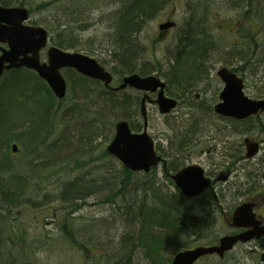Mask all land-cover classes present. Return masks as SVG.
<instances>
[{
    "label": "trees",
    "instance_id": "obj_1",
    "mask_svg": "<svg viewBox=\"0 0 264 264\" xmlns=\"http://www.w3.org/2000/svg\"><path fill=\"white\" fill-rule=\"evenodd\" d=\"M172 1L121 0L115 15V46L111 60L115 82L131 73L146 76L156 71L157 75L167 77L170 95H184L186 92L192 93V90L208 80V62L215 52L231 57H224L223 61L234 65L230 68L238 74L243 70L242 63L264 64V0H188L189 15L179 29L174 50L163 60H146L144 48H138L137 35L150 18ZM10 3L11 0H0L2 5ZM223 11H231L236 18L234 25L238 42L231 44L232 47L227 51L224 50L225 44L222 42L218 45L211 33L217 29L230 30V22L218 21ZM211 50L215 51L210 55ZM164 69L166 72L162 74ZM63 75L68 83V93L64 99H58L35 70L12 69L0 77V264H40L37 257L39 244L48 246L54 240L48 231L42 237L30 235L25 224V212L29 209L30 198L36 196L37 189V193L43 192L45 195L43 201L46 202V209L54 201L60 203L61 216L56 226L61 230L62 238L79 247L82 254L83 249L92 251L96 245L95 235L92 241H79V232L74 228V214L89 203L87 199L94 196L101 203L122 210L119 215L123 228L120 239L110 241L112 248L109 243L98 241L94 253L97 258L85 254L87 260L84 264H132V257L138 250L144 252L150 264H172L174 255L183 249L204 244L215 245L220 237L217 232L218 214L221 211L219 203L225 194L221 197L207 191L198 197L189 198L172 179L173 173L186 166L179 154L194 141L199 121L188 124L178 135L179 153L169 155L167 166L163 167V173L173 187L166 190L155 177H149L156 169L146 174L132 172L107 152L108 142L115 134L118 121H129L132 130L136 131L144 127L145 120L140 108L143 93L135 89L114 91L102 81L83 76L76 69L65 68ZM258 96L263 98L264 92H259ZM195 98L192 97L189 104L197 111L217 115L215 104H204L203 100L198 98L195 101ZM66 114L73 119L82 118L83 121L80 127L71 130V140L59 144L61 137L51 138L59 125L58 117L61 115L63 121ZM217 116L233 125L237 133L249 134L254 131V124L259 123L257 118L260 115L242 120ZM19 117L24 118L27 126L23 131L11 134L16 125L15 119ZM8 134H11L10 137ZM77 141L82 145L81 149H77L79 152H68L70 145L66 146V143L71 142L73 145ZM13 142L21 149L22 163L28 164L25 171L16 166L10 155L8 147ZM4 143H7V150L1 148ZM64 148L67 152L61 154ZM157 148L162 153L159 144ZM244 154L243 148L233 149L226 155L227 163L216 167L228 169L233 163L244 160ZM67 160L71 161L74 170L87 167L92 168L94 174L86 177L87 173L84 172L79 177L64 181L56 199H49L45 187L50 184L51 178L71 174L65 170L68 168ZM112 161L118 162L115 163L116 167H111L114 164ZM258 170L252 174V189L262 172ZM141 176L146 179L140 180ZM134 190L136 192L131 195ZM137 194L142 197L139 202H136ZM51 210L56 212L53 207ZM103 222V219L99 220L101 225H104ZM234 253L235 250L227 252L223 257L218 254L207 255L199 263L232 264Z\"/></svg>",
    "mask_w": 264,
    "mask_h": 264
},
{
    "label": "rangeland",
    "instance_id": "obj_2",
    "mask_svg": "<svg viewBox=\"0 0 264 264\" xmlns=\"http://www.w3.org/2000/svg\"><path fill=\"white\" fill-rule=\"evenodd\" d=\"M47 2L49 4V8L42 15H46V12H48L49 14L46 16L48 18L51 13H54L58 14L59 20L61 22L66 23L69 21L68 15L66 14L68 4L65 2V0H49ZM79 2L82 6L85 5L88 8V12H91L94 16L96 15V29L92 30L90 28L86 30L85 33H82L83 31H79L80 28L78 26L68 25L69 29L66 32H68L69 35H72V37L74 36V38H77V40L79 38L88 40L85 41V43L80 44L82 48L88 49L91 52L88 54L98 58L104 67L112 70V51L115 46L113 38L115 36L114 33L116 32L115 15L116 11L121 5V0H80ZM187 2L188 0H173L171 4L165 6L159 13L155 14L153 18H150V20L145 23L144 28L137 35V43L139 44L138 48H144L146 60L150 62H153V60L157 59L163 60L170 54L171 50H174L179 29L189 15ZM34 4L35 8L32 12L33 14L35 13L34 15L39 17L40 15L36 13L41 11L40 5L36 6V3ZM99 6L102 7V10H100L101 16L97 12V8ZM168 18L176 20L178 25L176 28H173V30L161 32L159 30V24L166 21ZM218 18V21H222L224 23L230 22V30L218 31L217 29V31H213L211 33L218 45H221L222 42L225 44L226 49L224 50L227 51L228 48L232 47L231 44H234L236 41L238 42L236 28L234 25L236 18L231 11H223L221 17ZM77 40L71 45L76 44ZM97 45L108 49V53L104 54V52L99 49L95 50ZM213 51L215 50L209 51L210 55ZM93 53L97 54L95 55ZM224 57L225 59L231 58H227L222 52H215V54L211 55L208 62L210 76L208 80L202 82L200 86L197 87V89L192 90V93L186 92L184 95L182 93H176L171 96V92H167L169 96L179 99V105L176 107V110L170 114L165 116L162 115L155 102L148 105L150 116L149 131L152 134L155 142L160 145L162 153L164 154V158L166 159L169 157V155L173 156L179 153L177 152L179 133L181 131L183 132V129L187 127L188 124L196 120L199 121V125L197 126V134L193 137L194 141L190 144L188 149L180 152L179 157L184 158L186 166L189 164H198L203 166L208 175L213 174H211V172L216 168L217 165L227 163L226 161H228V158L225 156L228 155L233 149L243 148L242 144L245 140L244 137L249 136L253 140L255 139L262 142L261 152L253 159L244 158V160H241L238 163L236 170H234L229 182L226 184L229 187L224 192L225 198L222 200V204L225 208L224 216L226 219L222 215H219L221 217L217 225V232L219 236L224 235L229 228L226 220L232 217V212H230V209H228L230 207L227 204H231L230 199L233 197V193H236L237 188L246 182H248L249 185H252V174L256 173L258 169L262 170L259 181L264 185V113L260 114L259 118H257L259 123L254 124L255 127L254 131H252L253 133L250 132L249 134H240L235 131L233 125H231L227 120H224L217 115L212 116L202 111H197L192 105L189 104L192 100V97H196L195 101L198 98L203 100L204 104H208L209 102L215 104L219 102V93L224 87V84L216 72L222 65L234 66L223 61ZM240 65H243V70L240 72L246 83L245 93L251 98H258L259 92H264V64L260 62H254L252 65H247L245 63ZM153 72L156 73V71ZM164 72H166V69H164L162 74H164ZM161 76L167 80L165 75ZM197 94L198 96H196ZM65 117L66 118H64L63 121L61 119V115L58 117L57 120H59V125L54 132V136L51 138V140H53L61 137L59 144L68 141V139L71 140V130L80 127L82 124L81 122L83 121L82 118H70V116L67 114ZM23 119V117L15 119L16 125L13 127L11 134L12 132L23 131V129L26 128L27 125ZM67 131L68 133L66 136ZM11 134H8L7 136L10 137ZM62 135L64 136L63 138ZM70 143H66V146L70 145L68 152L75 150L79 152L77 149H81V142L77 141L73 145ZM11 144L12 143L9 144L8 148L10 150L12 159L15 161V164L18 168L25 171L28 164L27 162L22 163L21 161V149H19L17 152L13 151L12 153ZM1 148L3 150H7V143H4ZM66 152L67 149L64 148L62 149L61 154H65ZM69 154L70 153H68V155ZM51 162L53 161L51 160ZM112 163H114L111 166L113 168L117 166L115 163L118 162L112 161ZM66 164L68 168L65 170L68 172L70 171L71 174H61L58 175V177L51 178L50 184L45 187V190H47L49 193V199H56L60 193V185L64 181L74 179V177H79L84 172L87 173L86 177H90L91 174H94L92 168L89 169L86 167L83 170H74L72 167L73 164L70 160H67ZM108 169L110 170V167H108ZM103 172L104 171H102V173ZM149 175V177H155L158 184L164 185L166 190L171 188L173 189V187H171L172 185L169 183V179L167 180L165 174L163 173L162 164L156 168L154 174L152 173ZM93 176L96 177L95 175ZM145 179V176L140 177V180ZM223 185H221V187H223ZM37 190H35L36 196H32L30 198L31 203L29 204V209H27L25 212V224L29 229L30 235L42 237L44 234H46V231H48L52 239H54L53 242L48 246L45 244H39L37 257L40 264H84V262L87 260L86 255L91 258H97V255L95 256L94 253L97 251L95 246L99 244L98 241L104 244L109 243L111 246L110 248H112L110 241L113 239L114 242H116L118 239H120L123 228L119 215L121 214L122 210L118 207L113 208V206L108 203H101L99 199L92 196L91 198L87 199L89 203L82 209V211L74 214L76 222L74 228L76 232H79V241L86 239L92 241L95 235L94 243L96 245L92 247L93 250L91 251L88 249H83L82 254V251L79 247H75V245L70 244L66 239L62 238L61 230H59L56 226L59 224L58 220L61 216V212L59 211L60 203L58 201H54L50 204V207L46 209V202L43 201V197H45V195L43 192L37 193ZM133 192L136 191H131V195H133ZM258 193L259 194L256 199H258L259 202L263 201V204L259 209V215L264 216V194H262L264 193V190H259ZM135 198H137L136 202L142 200V197H138V194ZM224 200H227V202H224ZM52 207L55 208L56 212L51 210ZM101 219L104 220V225L99 223V220ZM55 220L56 222H54ZM112 223L113 226H111ZM262 224L264 223L262 222ZM87 230L89 232H87ZM260 238H264V235H262ZM256 244L258 243L249 242L248 244L237 246L236 249H234L236 253L233 254L235 255V260H233L232 264H260L262 256L264 255V245L261 247L260 245L258 246ZM227 258H231V256ZM257 258H260L259 261ZM132 264L150 263H148L144 257V252L138 250L132 257ZM197 264L201 263L198 262Z\"/></svg>",
    "mask_w": 264,
    "mask_h": 264
},
{
    "label": "water",
    "instance_id": "obj_3",
    "mask_svg": "<svg viewBox=\"0 0 264 264\" xmlns=\"http://www.w3.org/2000/svg\"><path fill=\"white\" fill-rule=\"evenodd\" d=\"M28 10L24 7L0 6V42L8 44L0 55V77L10 69L26 67L35 70L40 78L48 82L51 90L59 99L67 95V80L62 74L64 68L76 69L84 76L103 81L109 87L114 78L98 59L81 52L63 51L58 47L49 50V61L40 59V52L48 42L47 31L43 27L26 26ZM176 25L175 21H166L159 26L160 30H168ZM218 76L224 84L220 91V101L215 104V112L224 117L238 120L247 119L258 113H264V99L251 98L245 93V83L242 76L232 71L230 67L218 68ZM166 81L162 77L153 75L141 76L131 73L123 76L117 90L126 87L145 91L141 109L144 127L141 131H134L130 122L122 119L116 123L115 135L108 143L107 152L114 155L125 167L132 172L149 173L160 162L165 163L162 155L157 153L156 143L148 131V111L146 99L148 93H156L158 109L165 115L170 113L178 104V100L166 95ZM12 151H18L17 143H13ZM246 157L253 158L260 152L259 142L246 138ZM166 165V163H165ZM230 173H221L217 180H227ZM178 188L187 197H198L212 186V181L201 165L191 164L172 175ZM255 203L246 202L235 209L231 226L246 228L236 234H225L215 245H201L190 249H183L176 253L172 264H195L206 255L217 253L223 257L231 251L237 243H248L264 235V224L254 212ZM263 261L260 264H264Z\"/></svg>",
    "mask_w": 264,
    "mask_h": 264
},
{
    "label": "flooded vegetation",
    "instance_id": "obj_4",
    "mask_svg": "<svg viewBox=\"0 0 264 264\" xmlns=\"http://www.w3.org/2000/svg\"><path fill=\"white\" fill-rule=\"evenodd\" d=\"M47 1H49V0H35V1H33V0H11L10 4H7V5L0 4V6H4V7H7V6L18 7L19 6V7L26 8L28 10V14H27L28 18L24 22V24L26 26L31 25V26H36V27H43L47 31L48 42H47L46 46L43 47L42 51L40 52V59L41 60L48 61L50 59L49 58V50L53 47H58V48L62 49L63 51L65 50V51L73 52V53L81 52L85 55L87 54V55L93 57L92 55L88 54V53H91L88 49L82 48V46L80 45L82 43H85V41H88V40H86V39L84 40L83 38H79L77 40V38H74V36L72 37V35H69L68 32H66V31L69 29L68 25L78 26L80 28L79 31H83L82 33H85V31L90 29V28L92 30L96 29V26H97L96 15L94 16L91 12H88L89 11L88 8L85 5L82 6L80 4V2H79L80 0H65V2L68 4L66 14L68 15L69 21H67L66 23H63L59 20L58 14L51 13V15H49L48 18L46 17L47 14H49L48 12H46V15H42L49 8V6H48L49 4ZM34 3H36V6L40 5L41 11L36 13V14L40 15L39 17L34 15L35 13L33 14V12H32L33 9L35 8ZM119 8H120V6H119ZM51 10H54V9H51ZM100 10H102V7L99 6L97 8V12L101 16ZM54 11H57V10H54ZM76 40H77V43L74 45H71ZM93 46H95V45H93ZM8 47L9 46L7 43L0 42V55L2 54L3 49H8ZM97 49L104 52V54L108 53V49L103 48L99 45L96 46L95 50H97ZM93 54L96 55L97 53H93ZM121 82H122V79H120L119 82H115V80H114L111 88L116 91L118 89L117 87L120 86ZM167 92L168 91H166V95L169 96V94ZM142 93H143L142 96L144 97V95H146V93L145 92H142ZM171 96H169V97H171ZM196 96H198V94ZM172 98H174V97H172ZM156 99H157L156 93H153V94L148 93V97L146 99L147 108H148V105L150 103H154V102L157 103ZM174 99L178 100V104H177V106H178L179 105V99L178 98H174ZM176 107L174 110H176ZM260 143L262 144V142H260ZM243 149H245V143H244ZM237 167H238V164H233L232 167H230L228 169H223V170L218 169L216 167L214 170H212V172H211V174L213 173L212 175H210V174L208 175L206 173L209 177H211V179H213V182H212L213 184H212L211 188L205 190L203 193L208 191L212 194L214 193V194H217V195L222 197L224 195V192L229 187L226 184H227V182H229L230 178H229V180L227 179L223 182L216 180V178L223 171L230 173L232 176L234 173V170H236ZM257 171H259V170H257ZM263 177H264V174H263ZM259 178L260 177L257 178L256 184L254 183L255 184L254 188L256 189V187H258V189H256L255 192H253L254 188L252 189L250 187L249 183L246 182L245 184H242L237 188V190H239L238 192L236 191V193H233V197L230 199L231 204H227L230 207L228 209H230V212H232L231 213L232 217H233V213H234L236 208L241 206L243 203L250 201V202L255 203L254 211H255V214L257 215V218H259L264 223V216L259 215V209H260L261 205L263 204V201L262 202L260 201L261 202L260 203L259 200L256 199V197L259 194L258 191L264 190V185L260 183ZM258 183H260V184H258ZM221 185H223V187H221ZM262 194H264V193H262ZM224 202H227V200H224ZM219 205L221 206V211L219 212L218 216L222 215L225 218V216H224L225 208L222 204V201L219 203ZM261 215H263V214H261ZM232 217H230V219L226 220V223L229 226L226 233L236 234V232L245 231L246 228H241V227L235 228L234 226H231ZM220 218L221 217L219 216L218 217V223H219ZM250 242H256V243H258L256 245H258V246L260 245L262 247V245H264V238H259V240L255 239V240H252Z\"/></svg>",
    "mask_w": 264,
    "mask_h": 264
}]
</instances>
